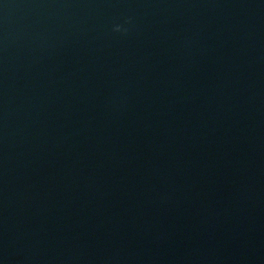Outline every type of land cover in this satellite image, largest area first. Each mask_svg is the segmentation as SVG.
Returning a JSON list of instances; mask_svg holds the SVG:
<instances>
[{
    "label": "water",
    "instance_id": "1",
    "mask_svg": "<svg viewBox=\"0 0 264 264\" xmlns=\"http://www.w3.org/2000/svg\"><path fill=\"white\" fill-rule=\"evenodd\" d=\"M0 264H264V0H0Z\"/></svg>",
    "mask_w": 264,
    "mask_h": 264
}]
</instances>
